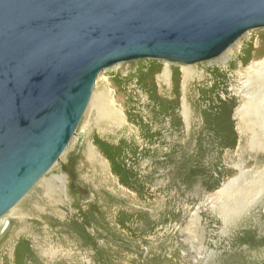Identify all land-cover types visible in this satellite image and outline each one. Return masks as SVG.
I'll return each instance as SVG.
<instances>
[{
  "label": "bare ground",
  "instance_id": "bare-ground-1",
  "mask_svg": "<svg viewBox=\"0 0 264 264\" xmlns=\"http://www.w3.org/2000/svg\"><path fill=\"white\" fill-rule=\"evenodd\" d=\"M234 48L235 45H231L220 55L219 64L221 60L226 64L211 74L195 67H184L182 73L173 78L167 67L160 74L147 76V90L155 97V101H149L153 109L150 112L145 110V90L123 86L115 89L111 96L103 90L107 73L102 75V72L95 82L98 89L88 103L99 128L101 148L84 144L78 154L79 172L88 171L97 180L94 178V185L88 182L91 201L83 206H70L71 199L66 198L64 192L54 197L52 183L45 177L40 182L41 189L24 209L9 213L11 208L0 217L1 233L8 231L11 223L8 218L19 214L9 236L0 235V239L3 238L0 264H15L21 246L32 248L39 264H117L124 255L113 236L117 232L121 233L118 235L126 234L125 228L117 225L119 214L141 211L135 209L136 204L145 208V172L158 174L153 180L162 183L171 172L167 170L174 169L175 164L173 200L174 205H179L178 216L183 215L181 210L186 208V202L192 204L202 198H207L211 204L210 214L224 221L238 219L249 207L264 208V173L248 180L242 171V175L233 178L227 167V161L233 159L228 151L236 140L243 141V153L248 154L249 146L252 150L255 147L264 150V59L259 58L264 55V41L251 45L240 60L235 59L228 66L235 57ZM145 134L152 135L160 143L145 147ZM248 141L251 144H247ZM225 143H229L226 150ZM124 147L127 149L123 150ZM145 150L153 157L152 161H145ZM187 157H194L201 164L215 162V168L221 166L218 175L213 172L208 177V181L215 178L209 185L205 182L206 190L197 183L199 170L196 169L200 167H196L193 160L192 174L190 172L189 179L184 176L185 169L180 163L181 158L189 160ZM215 188L217 191L209 194ZM42 192H46V197ZM69 210L74 212L72 219L68 218ZM263 220L258 211L251 213L246 224H253L255 234L263 237H254V241L251 238L255 242L252 245L239 243L227 252L224 262L215 264H264V242L260 243L264 240ZM200 223L196 211L191 216L188 233L184 232L195 249L197 244L198 249L205 247L208 234L207 223Z\"/></svg>",
  "mask_w": 264,
  "mask_h": 264
},
{
  "label": "water",
  "instance_id": "water-1",
  "mask_svg": "<svg viewBox=\"0 0 264 264\" xmlns=\"http://www.w3.org/2000/svg\"><path fill=\"white\" fill-rule=\"evenodd\" d=\"M264 0H0V217L51 169L118 64L220 56Z\"/></svg>",
  "mask_w": 264,
  "mask_h": 264
},
{
  "label": "rangeland",
  "instance_id": "rangeland-1",
  "mask_svg": "<svg viewBox=\"0 0 264 264\" xmlns=\"http://www.w3.org/2000/svg\"><path fill=\"white\" fill-rule=\"evenodd\" d=\"M261 41H264V28L254 29L246 33L235 44H233V46L235 45V57L233 60H231L228 66H230L232 61L234 62L235 59L240 60L239 58L243 57V55L245 54L244 52H247V49L251 45H255L257 42ZM239 45L243 48H237V46ZM220 57L221 56H218L214 59L199 61L191 64L159 59H139L134 61H128L113 67V70L112 68H110L102 73V75L107 73L106 83L103 90L111 96L114 95L115 89L122 88L123 86L136 87L145 90V102H147L145 110L147 109L146 111L150 112L153 109L150 108L149 101L151 102V99L155 101V97L153 96L151 91L147 90L148 83H146L145 81V78H147V76L150 75L148 77L150 78L153 75L160 74L163 69L167 67H169L171 71V77L173 75V78L174 76H177V74H181L184 67H195L200 71H206L211 74V71H220L222 68H224V65L226 63L222 62L221 60L222 64H219V59H221ZM259 58L263 60L264 55H261ZM97 89L98 85L96 84L93 95L96 93ZM98 133L99 128L95 122L94 111L93 109H91L89 104L83 118L81 119V122L79 123L76 129L75 135L72 137L66 150L62 154L61 159L57 162L56 165L51 168V170L45 176H43V178H41L37 182V184H35V186L29 191V193L17 205H15V207H13L9 211V213L19 208L20 210L24 209L30 203L32 197L35 195V192L41 189L40 182L45 177L49 178L50 182L52 183L51 185L54 197L61 195L64 192L66 194V198H68L69 200L71 199L72 204L70 202V206H83L86 204L85 202L91 201V189L89 186L90 184L88 182L94 185L95 177L92 175V173L88 171L79 172L78 154L81 152V149L83 148L84 144L93 145V147L95 146V148L97 149L101 148L99 144L100 139L98 138ZM231 142L232 141H230L229 143ZM158 143H160L159 140L152 137V135L145 134V147H154V145L156 146ZM229 143L224 144L225 150L227 149V145ZM233 143H235L234 147L228 151V153L233 156V159H231V161L229 162L227 161V167L232 171L233 178L242 175V171L247 174L246 178L248 180L252 178H258L262 173H264V150H262V148L255 147L254 150H252L248 145V154H246L241 151L243 141L236 140ZM246 143L251 144L250 141ZM125 149H127V147L123 148V150ZM145 154V161L153 160V157H150V153H147L146 150ZM108 158L113 160V157L109 156ZM183 158H181L182 163L180 164L183 165L185 169L184 176L187 177L186 179H189L190 172L192 174L193 161L196 163V167H200V169H196L197 171L199 170L198 175H196V178H198L197 183L199 187H202L204 190L208 188L207 185H209L215 178L214 177L212 181H208V177L211 175V173L213 174L214 172L213 175H218V172H221V166L216 167L217 170L214 167L215 162L212 165L211 162L201 164L199 162H196V159L194 157H192V159L187 157V159L189 160ZM185 160L186 162H184ZM184 163L187 164L184 165ZM173 167L174 169L169 168L167 170L171 172L168 173L169 177L167 176L166 180L162 183L155 182L153 180L155 177H157L158 174L154 173V176L148 173L149 171L145 172V208H143L139 204H136L134 205L135 209L141 211L127 215H118L119 217L117 218V225L123 226L121 228H125L123 230H126V234L118 235L121 233L117 232L118 234H114L113 236L115 239L117 238V243H119L115 244L118 245L119 248L120 246L123 248L122 254L124 255L121 261L117 264H215V262L222 263L226 259L227 252L236 248L239 243L252 245L255 244V242H253L254 237H263L259 236L258 234H255L253 224H246L251 217V213L255 211H258L264 219V208L262 207L257 208L252 205L253 209L249 207V210H244L238 219L224 221L221 220L218 215L210 214L211 204L208 202L207 198H202L196 200L192 204L186 202V208L181 210L183 215L178 216L177 206L179 205H174L173 200L175 198L174 179L176 178V164L175 166L173 165ZM206 169L209 170L208 174H206ZM151 170L154 171L153 169ZM205 182L207 183V185ZM215 190L216 188L213 190V192H210L209 194H213L217 191ZM41 194L46 197V192H42ZM256 197L258 198L259 196L255 195V198ZM196 211L200 216V224L203 223L205 225L207 223L208 229V234L205 239V247L202 249L197 248L199 247L198 244L195 249V247L189 243V240L187 241L188 235L185 234L188 233L187 227L190 224L191 216L193 215V213L195 215ZM73 213L74 212L72 210L68 211L67 215L69 219H72ZM18 217L19 214H14L8 218L11 223L7 228L8 231L5 230L0 233L2 237L9 236V233L12 232V228L14 227V225H16ZM142 225L143 227L141 228ZM251 238L253 239V241ZM2 239H0V241ZM263 242L264 240H262L260 243ZM31 249L32 248L28 246H21L17 252V260L15 264H39V261L33 256L34 254ZM184 252L186 254H184Z\"/></svg>",
  "mask_w": 264,
  "mask_h": 264
}]
</instances>
